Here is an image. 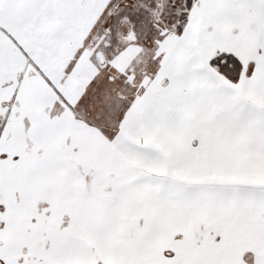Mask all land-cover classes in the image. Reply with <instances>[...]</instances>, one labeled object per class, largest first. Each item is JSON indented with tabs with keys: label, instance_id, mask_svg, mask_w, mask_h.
I'll list each match as a JSON object with an SVG mask.
<instances>
[{
	"label": "snow or ice",
	"instance_id": "6c2138e0",
	"mask_svg": "<svg viewBox=\"0 0 264 264\" xmlns=\"http://www.w3.org/2000/svg\"><path fill=\"white\" fill-rule=\"evenodd\" d=\"M0 264H264V0H0Z\"/></svg>",
	"mask_w": 264,
	"mask_h": 264
}]
</instances>
